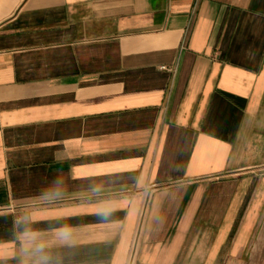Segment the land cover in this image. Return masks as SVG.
<instances>
[{"label": "crops", "instance_id": "obj_1", "mask_svg": "<svg viewBox=\"0 0 264 264\" xmlns=\"http://www.w3.org/2000/svg\"><path fill=\"white\" fill-rule=\"evenodd\" d=\"M263 186L264 0H0V264H251Z\"/></svg>", "mask_w": 264, "mask_h": 264}, {"label": "clouds", "instance_id": "obj_2", "mask_svg": "<svg viewBox=\"0 0 264 264\" xmlns=\"http://www.w3.org/2000/svg\"><path fill=\"white\" fill-rule=\"evenodd\" d=\"M45 193V198L47 197ZM107 209H101L106 212ZM44 219L38 212H32L22 217L25 229L21 234V251L27 259L25 264H53L52 250L72 242V229L64 225L54 231L48 232L35 227Z\"/></svg>", "mask_w": 264, "mask_h": 264}, {"label": "rangeland", "instance_id": "obj_3", "mask_svg": "<svg viewBox=\"0 0 264 264\" xmlns=\"http://www.w3.org/2000/svg\"><path fill=\"white\" fill-rule=\"evenodd\" d=\"M255 218L253 217V222ZM256 220L257 231L253 237V247L250 253L251 264H264V209Z\"/></svg>", "mask_w": 264, "mask_h": 264}, {"label": "built area", "instance_id": "obj_4", "mask_svg": "<svg viewBox=\"0 0 264 264\" xmlns=\"http://www.w3.org/2000/svg\"><path fill=\"white\" fill-rule=\"evenodd\" d=\"M134 249H135V247H134Z\"/></svg>", "mask_w": 264, "mask_h": 264}]
</instances>
